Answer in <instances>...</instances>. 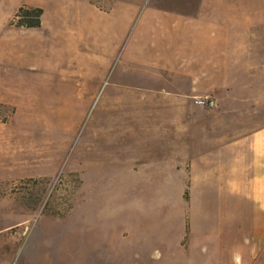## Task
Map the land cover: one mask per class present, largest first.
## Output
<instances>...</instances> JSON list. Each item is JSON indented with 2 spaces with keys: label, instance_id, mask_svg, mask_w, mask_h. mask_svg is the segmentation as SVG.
<instances>
[{
  "label": "crops",
  "instance_id": "1",
  "mask_svg": "<svg viewBox=\"0 0 264 264\" xmlns=\"http://www.w3.org/2000/svg\"><path fill=\"white\" fill-rule=\"evenodd\" d=\"M15 1L0 0L1 55ZM187 3L147 8L127 47L142 50L134 65L152 106L139 114L154 117L142 128L161 156L126 157L89 186L155 194L89 223L88 253L110 250L119 264H264V0ZM204 96L214 105L194 102Z\"/></svg>",
  "mask_w": 264,
  "mask_h": 264
},
{
  "label": "rangeland",
  "instance_id": "2",
  "mask_svg": "<svg viewBox=\"0 0 264 264\" xmlns=\"http://www.w3.org/2000/svg\"><path fill=\"white\" fill-rule=\"evenodd\" d=\"M187 1H15L43 13L37 27L11 24L0 54V264H119L110 250L88 253L89 223L155 192L89 186L126 157L161 156L142 128L154 117L139 114L152 106L134 65L142 50L127 47L143 11Z\"/></svg>",
  "mask_w": 264,
  "mask_h": 264
},
{
  "label": "trees",
  "instance_id": "3",
  "mask_svg": "<svg viewBox=\"0 0 264 264\" xmlns=\"http://www.w3.org/2000/svg\"><path fill=\"white\" fill-rule=\"evenodd\" d=\"M43 9L39 6L20 5L12 20L11 24L23 27H37L41 23Z\"/></svg>",
  "mask_w": 264,
  "mask_h": 264
},
{
  "label": "built area",
  "instance_id": "4",
  "mask_svg": "<svg viewBox=\"0 0 264 264\" xmlns=\"http://www.w3.org/2000/svg\"><path fill=\"white\" fill-rule=\"evenodd\" d=\"M194 102L197 103V104H199V105L207 106V107H210V106H213L214 105L213 99H211L208 96L195 98Z\"/></svg>",
  "mask_w": 264,
  "mask_h": 264
}]
</instances>
